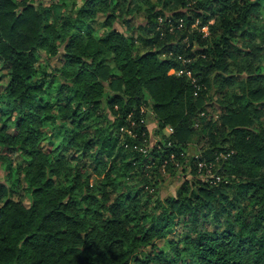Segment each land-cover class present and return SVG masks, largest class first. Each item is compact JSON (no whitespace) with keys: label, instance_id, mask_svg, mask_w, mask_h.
Returning <instances> with one entry per match:
<instances>
[{"label":"trees","instance_id":"trees-1","mask_svg":"<svg viewBox=\"0 0 264 264\" xmlns=\"http://www.w3.org/2000/svg\"><path fill=\"white\" fill-rule=\"evenodd\" d=\"M263 6L0 0V264H264Z\"/></svg>","mask_w":264,"mask_h":264},{"label":"rangeland","instance_id":"rangeland-1","mask_svg":"<svg viewBox=\"0 0 264 264\" xmlns=\"http://www.w3.org/2000/svg\"><path fill=\"white\" fill-rule=\"evenodd\" d=\"M46 1V0H45ZM68 3H72L74 1L78 2L79 0H66ZM260 19L264 18V6L260 10V15L258 16ZM258 18V19H259ZM264 20V19H263ZM101 21H102V16L99 15L96 19H94L90 25L94 30H97L101 32ZM114 26L119 29V30H124V26H122L120 23H114ZM54 63V61H52ZM145 110V108H143ZM146 123L148 126V129L150 130V139H152V142L154 141V134L153 130L155 128V122L152 119V115L150 111H146ZM216 118V117H215ZM264 123V122H263ZM165 132V131H164ZM166 133V132H165ZM152 136V137H151ZM191 146L189 147V156H196L198 154V149L201 144V140L199 139V135L197 133H193L191 136ZM211 171L209 172L208 170L202 171V172H197L195 178H202V179H207L208 177L211 176ZM4 168L2 165H0V179L2 180L4 178ZM193 175L191 174L190 166L188 162H185L182 167H178L176 171H172L170 173H164L161 176V181L160 184L158 185V193L161 198H164L169 195H175L177 192L178 188L180 187L181 183L185 179H191ZM22 202L25 205H29L30 199L29 196L27 195H21L19 197Z\"/></svg>","mask_w":264,"mask_h":264},{"label":"built area","instance_id":"built-area-1","mask_svg":"<svg viewBox=\"0 0 264 264\" xmlns=\"http://www.w3.org/2000/svg\"><path fill=\"white\" fill-rule=\"evenodd\" d=\"M181 25H182V23L179 24V26H181ZM201 30L204 32V34H207V29H206V27H202ZM179 59L182 61V63H187V62H189V59H184V58H182V57H179ZM169 73H170V74L179 75V76H181V75L185 76V77L190 81V83L193 85V87H194L193 94H194V95H197V94H198V91H199V89H200V85H199V83H197V80H196V78L193 76V73H192L191 70L186 69V68H181V69H178V70L171 69V70H169ZM145 120H146V118H141V119H140V122H146ZM120 130L124 132V131H126V128H121ZM170 131H171V128H169V127H167V128L165 129V132H166V133H168V132H170ZM127 132L130 133V131H127ZM140 150H141V151H144L143 149H140ZM201 166H202V164H199V167H201Z\"/></svg>","mask_w":264,"mask_h":264}]
</instances>
